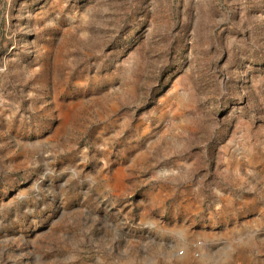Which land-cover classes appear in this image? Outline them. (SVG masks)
Here are the masks:
<instances>
[{
    "label": "rangeland",
    "instance_id": "374dc122",
    "mask_svg": "<svg viewBox=\"0 0 264 264\" xmlns=\"http://www.w3.org/2000/svg\"><path fill=\"white\" fill-rule=\"evenodd\" d=\"M0 264H264V0H0Z\"/></svg>",
    "mask_w": 264,
    "mask_h": 264
},
{
    "label": "crops",
    "instance_id": "0c3cea01",
    "mask_svg": "<svg viewBox=\"0 0 264 264\" xmlns=\"http://www.w3.org/2000/svg\"><path fill=\"white\" fill-rule=\"evenodd\" d=\"M248 235H249V234H248ZM193 246H194V245H193ZM238 251H239V249L236 250V253H235L236 255H238ZM245 251H246V249H245ZM201 252H202V250H201ZM201 255H202V256H206V254H205L204 252H202ZM201 255H200V256H201ZM196 256H197V255H196Z\"/></svg>",
    "mask_w": 264,
    "mask_h": 264
}]
</instances>
